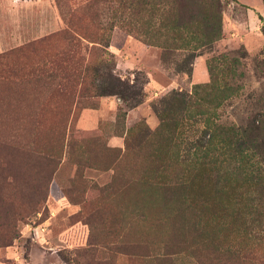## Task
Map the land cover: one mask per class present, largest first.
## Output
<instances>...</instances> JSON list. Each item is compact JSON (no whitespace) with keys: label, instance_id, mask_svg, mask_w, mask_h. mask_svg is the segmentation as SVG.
<instances>
[{"label":"rangeland","instance_id":"obj_1","mask_svg":"<svg viewBox=\"0 0 264 264\" xmlns=\"http://www.w3.org/2000/svg\"><path fill=\"white\" fill-rule=\"evenodd\" d=\"M101 1L0 0V264H218L190 244L194 210L210 236L241 252L233 264H264V189L249 191L250 219L226 217L246 192L231 182L215 187L208 165L185 163L202 120L170 105L173 93L193 96L208 83L207 66L224 56L226 81L239 88L213 108L212 121L240 126L264 114V0H219L221 38L166 53L153 38L147 45L116 28L98 44L113 0ZM55 66L67 77L60 91L56 81H35ZM85 66L111 73L118 95L78 85ZM179 172L185 200L176 204L162 190ZM181 207L194 209L176 233ZM251 218L246 239L242 224ZM166 243L180 252L162 257ZM144 246L159 259L142 257Z\"/></svg>","mask_w":264,"mask_h":264},{"label":"trees","instance_id":"obj_2","mask_svg":"<svg viewBox=\"0 0 264 264\" xmlns=\"http://www.w3.org/2000/svg\"><path fill=\"white\" fill-rule=\"evenodd\" d=\"M114 1V2H113ZM107 4L106 0L101 3L107 4L106 20L104 30L106 37L100 39L98 44L109 39V34L116 28L126 34H135L143 37V41L150 45L148 40L153 38L156 46L162 52H171L173 50H198L209 47L215 41L221 38V4L219 0H113ZM99 3L100 0H95ZM96 21L99 15L93 16ZM141 23V24H140ZM99 24V22H98ZM145 26V30L138 32V27ZM68 43L74 41L73 37H67ZM75 46V43L73 44ZM216 66H207L209 82L202 85H195L193 96H185L182 93H173L170 97V105L178 103L188 109L185 115L188 119L200 118L203 129L198 131V135L190 141L185 147V162L188 166L208 165L213 171L215 187L227 185L229 182L237 184L246 192V203L241 207L238 200L234 204L232 211L228 216H234L238 211L247 218L252 217L254 213L250 205L249 191L255 187L264 189V114H258L250 119L244 125H222L212 121L213 108L221 106L222 103L231 99L237 92L238 86L226 81L225 74L228 70L227 57L216 58ZM57 70L59 74H57ZM216 70V71H215ZM39 75L36 82L45 85V82L51 85L55 82V88L60 91L63 88L64 80L67 78L64 68L56 67L55 71L46 72L39 69ZM221 78L217 77V73ZM106 82V86H95L96 77ZM99 73L94 68L88 69L87 66L78 71V81L80 86L85 85L86 89L98 91V96L118 95L114 86L110 84L112 80L111 73ZM47 79V80H45ZM87 81V82H86ZM61 87V88H60ZM199 96V97H197ZM169 107L171 108V106ZM204 107L205 110L199 109ZM165 108V112L169 111ZM212 107V108H210ZM181 116L180 112H176ZM194 113V114H192ZM183 161H179V166ZM182 171V169H180ZM181 172L175 178V183L169 187H164L163 194H170L176 204L185 200L184 179ZM193 207H181L174 210L173 230L176 233L183 231L185 227L184 214L186 211H192ZM242 210V211H241ZM188 217H192L188 233L191 235L190 241L193 249L205 250L204 252L218 264H233L240 259L241 252L233 246L221 244L216 236H210L205 224L200 219L195 210L187 212ZM259 218L264 219V214ZM250 219V218H249ZM247 220L242 224V231L246 239L252 237L250 225L253 222ZM258 223L261 236H264V222ZM258 221V220H257ZM264 221V220H263ZM261 224V226H260ZM176 244L166 243L162 245V257L166 258L169 254L176 255L180 248ZM149 246H144L142 257L151 260H158V256H150ZM170 251V253H169ZM206 257V258H209Z\"/></svg>","mask_w":264,"mask_h":264}]
</instances>
